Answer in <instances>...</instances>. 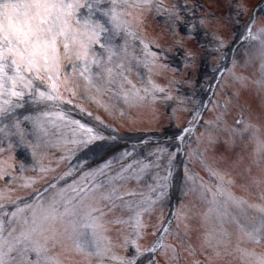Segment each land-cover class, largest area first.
Listing matches in <instances>:
<instances>
[{
    "label": "rangeland",
    "instance_id": "obj_1",
    "mask_svg": "<svg viewBox=\"0 0 264 264\" xmlns=\"http://www.w3.org/2000/svg\"><path fill=\"white\" fill-rule=\"evenodd\" d=\"M15 1V0H13ZM12 0H0V5L7 3L8 5H12ZM76 1V0H49L50 4L47 5V7L50 9L49 14L46 16V18H43L42 22L40 23V33L41 36L44 38H50L52 41L56 42L57 45H62L63 47V60L69 61L70 64H72L70 67H78L80 68V72L82 74L81 77H83V73L81 71V68L88 74L90 73V70L93 69V72L91 73L93 78L96 79L94 83L86 90L84 91L85 95L89 98H92L94 96H97L98 93H101L100 90H107V91H113L114 96L117 98H120V103L125 104L130 109H135L137 117L134 116L132 113V116L134 117V121L131 123V126H140V127H146L145 129L148 130H155V131H162V128L169 127V121L164 120L162 115H159L157 112L158 110L154 109L150 106L140 105L136 104L133 100V94L131 87L124 81H121L117 74L116 70L118 67L116 66L115 61L118 59L119 55L125 51L128 50V52H125L124 55L126 58L131 60L133 58L132 53L130 52V44H133L136 48V45L138 44L137 40H134V38L128 34L125 33L123 35L124 42L123 47L121 49V45L119 44V39H116L115 32L112 31L113 26H120L122 19H120V14H123L120 9L115 10L112 16L111 26L107 24V19L109 18V12L111 10V5H120L123 7V12L130 11V9L135 7V3L142 2L141 0H81L79 4L73 5L69 2ZM115 1V2H114ZM248 0H246L244 3H247ZM145 4L152 5L151 0H144ZM241 4H236L235 9H241V11H244V8L240 6ZM130 8V9H129ZM2 11V10H1ZM15 12H21L22 14H25L26 11L22 9L14 10ZM264 16V12L262 14ZM76 25H75V24ZM243 27V26H242ZM244 28V27H243ZM241 28L240 32L237 33L238 36L236 37H242L245 34L246 28ZM14 32H16V29H13ZM129 30V29H126ZM88 31L89 34H92V37H97L101 48H98L95 51H88L86 48L79 47V51H76L74 48L70 49L67 46V39L68 38H74V39H81L84 37H88L89 34H86ZM26 35L31 38L32 33L29 31L28 28L25 29ZM131 32V31H130ZM200 30H196L195 34L198 36ZM123 34V33H119ZM118 34V35H119ZM90 36V35H89ZM238 38V39H239ZM13 37L7 30L0 31V44L3 43L6 45L7 41H12ZM54 42H47L45 47L46 49L50 51V49H55L57 45ZM1 44L0 46H2ZM105 48L110 56L107 59H101L99 61H96L94 57H96L97 54H102V48ZM166 49L168 46L165 47ZM121 49V51H120ZM137 49V48H136ZM138 51H142L139 50ZM139 53V52H138ZM174 61L177 62V58H174ZM106 67L107 70L101 71L100 69ZM241 69L240 72H237L235 70ZM234 76L233 81L227 86V89L229 91H226L224 93L229 95L231 93H235V89L233 88V84L238 81L242 87H248L246 94L247 95H257V92L253 93L249 88L251 86L252 81H254L258 75V72L261 70H264V47L262 48H255L254 51L249 54L248 56H245L241 61L237 62L234 67ZM98 85L102 86L98 88ZM82 89V88H81ZM263 88L261 87L259 95H261V91ZM233 95V94H232ZM103 97V96H102ZM195 98V97H194ZM194 98H192L191 103L193 102ZM99 101L101 102H108V100H104L102 98H99ZM252 102V100H250ZM259 102L264 103V98L260 99ZM237 105V104H235ZM245 109H250L249 105L244 104ZM242 108V105H240ZM239 106V109H240ZM238 108V105L236 106ZM143 108L145 110L146 115H143V113L138 110ZM150 109V110H149ZM176 110H178V107H175ZM147 110V111H146ZM243 110V109H242ZM264 110V105L260 107L259 111ZM200 109L195 113V117L199 113ZM244 111V110H243ZM251 111V109L249 110ZM248 111V112H249ZM151 114V116H148V114ZM221 113L218 109L217 114ZM122 110L116 117L119 119H122ZM226 114V113H225ZM222 116H224L223 113H221ZM227 115V114H226ZM5 117L14 118L15 120L33 125L34 124V116L29 111H15L12 115L11 113L6 114ZM150 119H149V118ZM194 117V118H195ZM249 117L253 121H260L262 122L263 116L260 112L255 115L254 112L249 115ZM212 118V117H211ZM214 121H216V118H214ZM194 122V121H192ZM229 123H231V119L228 120ZM264 122V119H263ZM223 123H226V121L222 122L221 119H218L214 124L210 123L212 127H209L208 125H203V131L199 134V136L195 140V145L190 142V135H187L185 133V137L181 140V142H177V147L174 149L164 148L156 150V153H147L144 152L143 147H139L134 149V154L131 157L130 154L128 156L121 155L119 160H121L122 165H118L117 161V168H116V175H118L119 180L117 181V184L115 185L116 192L120 189H126L128 187V184L126 181H123L121 187L120 183L121 181L132 175H137L141 177L142 179H145L147 183L150 181L153 183V181L150 179V176L157 174L159 177V188H163V185L165 183V179H163V173L167 169V164H170L171 161H168L169 157L172 155H176V160L174 162V171L171 174L170 184H169V192H170V198L173 205H178V211L179 214L183 212L182 214H190L189 223L188 225H182L181 227L185 230V234L190 238L191 242L194 244L192 247V252H196L199 257H202L203 259L209 260L212 264H233V262L230 261V255H224V253H221L218 251V254L214 253V250H207V247L211 245V240H215L214 238L210 237V234L205 230V227L200 225L198 222V212L200 211L201 207H204L209 202L215 203V206L217 208V212H227V210L231 206V200L235 198V194L233 193V189L231 188L230 184L227 182L226 188L224 190V187H220L214 190V192H211L209 196L205 194L204 187L205 184H203L202 179H200V182L193 183L192 178H189L191 176V170L189 169L186 174V182L184 183V180L181 178V166L184 162L185 164L192 162V164H195L200 167H204L201 163L203 159H206V161L210 164H212V168H217L218 175L225 176L227 178V181L230 182V179L233 180L235 177L236 181H238L239 176L236 173L234 169L238 168V164L235 162L238 159V156L240 155V148H234L232 147V150L226 151L224 150V146L222 145V142L225 141V139L220 138L219 131H217V128L219 126H223ZM122 124V123H121ZM264 125V123H263ZM262 125V126H263ZM122 126H126V124H122ZM217 126V128H216ZM149 127V128H148ZM148 128V129H147ZM183 127H180V130L177 129L174 133L168 135V136H180L181 132L183 131ZM264 128V126H263ZM247 131H244V134ZM128 133H134L130 130L126 133V138H134L135 136H138L136 134H128ZM184 136V135H182ZM225 138L231 143V138L228 136V130L224 132ZM245 137V136H244ZM108 140L101 143V145L98 148L97 152H91L87 148H76V153L73 155H70L67 151H63L62 154H59L56 161H66L67 167L66 169L58 175V177L62 176V184L65 186V192L74 190L71 186L77 188L80 186L81 181L84 182V178H86V173L91 171H85L84 163L87 159V156L94 161L100 160L103 158V156L111 155L114 152H118L119 148L123 147L117 138L113 136H107ZM217 138L216 144L214 146H211V143H215V139ZM17 155L19 157L20 163L22 167H27L31 162H34L35 157H40L43 154L42 148L44 146H40L37 144L27 145L26 141L27 138H23L22 136H19L17 138ZM188 145L195 146L194 149L190 150L188 153H186V143H189ZM245 143V142H244ZM234 145V142L232 143ZM248 144V143H247ZM115 146V147H113ZM55 148V147H54ZM112 148V149H111ZM80 149H83L82 151ZM214 149L219 150L217 155L213 154ZM171 151L170 153L167 152ZM82 155H79L78 154ZM187 154V155H186ZM216 154V153H215ZM87 155V156H86ZM123 156V157H122ZM207 156L213 157V160L209 159L207 160ZM129 158V159H128ZM247 165L249 163L247 162ZM244 164L242 167V173L243 171H251L250 168ZM88 165L86 164V167ZM185 166V165H183ZM101 173V172H100ZM243 175V174H242ZM246 182V180H245ZM61 184V185H62ZM183 184L185 187L191 188L183 193L182 186ZM87 188L88 185L86 183L85 187L82 190V194L86 195L87 200H89V196L87 195ZM152 186L149 188L151 191ZM184 189V186H183ZM242 192L240 189H235ZM137 193H143V190H135L132 192V194ZM247 193V192H245ZM63 192H52L48 196H43L39 203L36 204V207L42 208V212H39V218L46 222H51V217L49 214L44 213H50L52 205L56 202L58 199V203L56 204L59 207H62L63 204L68 205H74L75 209L73 214H70L65 217L66 223H69L71 227H75L73 229H68L62 226L61 222H58L57 229L50 230L49 234L46 237H40L37 240V243L42 244L49 248L51 245V250L54 254H56V250L61 245H66L69 250L75 249V248H81L83 250L90 251L93 250V253L97 255V250L99 249H105V243L99 239L98 242H96L94 236L96 234L100 233L99 227H102L105 229L110 223H107L103 221V224L98 223V228L94 227L93 225V217L91 215V208L85 209V220H78L77 214H82L83 211L79 207V203L75 202L74 200H71L74 195L71 194L69 200H65L63 197ZM83 195H82V202H83ZM116 194H110L109 197L114 200L112 196H115ZM183 195V198L185 199L184 205L180 204V196ZM124 195H122L123 197ZM150 197V195H149ZM148 200V199H147ZM145 200V201H147ZM152 199L150 200V202ZM116 204V207L118 208V205L121 204L119 200L116 199V201L112 202ZM62 204V205H61ZM157 204L152 202L149 207H154ZM229 205L228 209H225ZM122 209H124V206H121ZM119 209V208H118ZM119 211H121L119 209ZM234 212L238 215L239 218L234 217L233 213L229 217V219H225L221 221V224L213 226V227H221V226H228V229H221L217 230L215 232L216 235H219L220 239L224 241V244H229L231 246H235L237 248H240L243 244V240L239 239L235 234H233V231L229 229V226H231V218L234 219V222L237 225L238 230L236 231V234L239 236H246L248 235L253 240V245L256 246V255L260 257H264V218L261 216H257L256 218L250 217H244L242 216V213L239 211ZM43 215V216H42ZM87 215H89V218H87ZM54 219V217H52ZM99 218V216H98ZM183 220V219H181ZM110 221V218H109ZM129 225L131 224L128 222ZM93 225V228L89 227V225ZM187 224V223H186ZM89 229L90 235H88V232L86 229ZM174 230H176L174 228ZM176 232V231H175ZM175 232L172 231L169 236L172 237V240L175 242L177 240H181V237L183 235L178 234L175 235ZM246 241V240H245ZM215 242V241H213ZM180 245V244H179ZM240 251L245 249H239ZM37 253H41V256L44 258V260L39 261L40 264H46L45 260L50 261L49 258L46 257L45 253L42 249L37 250ZM151 251V250H149ZM74 252L72 251L73 257ZM100 255H102V251H99ZM53 254V255H54ZM178 254V251L175 253V250L173 249V255ZM57 255V254H56ZM155 252H145L143 255H141V252H137L133 255V257L129 258L128 264H152V260L154 259ZM166 258L168 260H172V254H171V248H167L166 250ZM164 255V256H165ZM55 256V255H54ZM124 257V255H121V257H112L113 260L109 264H120L118 260H121V258ZM195 259V260H193ZM260 261H263L264 258L258 259ZM198 262L197 257H193V254H190L189 252L187 254L182 253L180 259L175 264H196ZM208 263V262H207ZM106 264V263H105ZM264 264V263H263Z\"/></svg>",
    "mask_w": 264,
    "mask_h": 264
}]
</instances>
